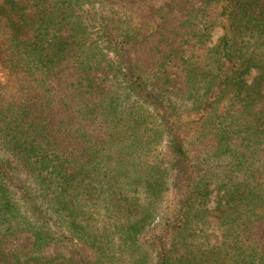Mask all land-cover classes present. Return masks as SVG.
Listing matches in <instances>:
<instances>
[{
	"label": "trees",
	"instance_id": "obj_1",
	"mask_svg": "<svg viewBox=\"0 0 264 264\" xmlns=\"http://www.w3.org/2000/svg\"><path fill=\"white\" fill-rule=\"evenodd\" d=\"M164 133L154 264H264V0H0V264H112L77 218L153 224Z\"/></svg>",
	"mask_w": 264,
	"mask_h": 264
},
{
	"label": "rangeland",
	"instance_id": "obj_2",
	"mask_svg": "<svg viewBox=\"0 0 264 264\" xmlns=\"http://www.w3.org/2000/svg\"><path fill=\"white\" fill-rule=\"evenodd\" d=\"M221 26H217L212 33L211 45H214L218 38L223 34ZM258 70L253 69L248 75L249 81H253L257 76ZM153 114V113H152ZM158 119L155 115L146 118L149 126H157ZM162 140L150 146L149 153L143 157L147 163H160L167 180V189L162 193L160 199H157V216L155 222L146 227L138 238L133 239L129 232L125 218L110 214L103 203H96L89 206L77 218L78 224L85 229L86 237L97 236L105 242L107 252L113 260L112 264H137L141 258L148 259V264H154L156 261L157 242L159 237H165L169 223H172L174 211L178 201L183 197L179 186L173 181L176 177L175 170L171 167L172 153L169 146V138L166 133ZM115 148V147H114ZM121 147H117L119 149ZM115 148V150H117ZM148 166H144L146 168ZM24 179L25 175L19 174ZM144 202L153 204L152 195L144 196ZM215 202L211 203L213 206ZM53 215L55 216L54 212ZM79 232V229H77ZM200 238V237H199ZM93 239V238H91ZM174 244H177L176 242ZM141 257V258H140ZM139 259V260H138Z\"/></svg>",
	"mask_w": 264,
	"mask_h": 264
}]
</instances>
